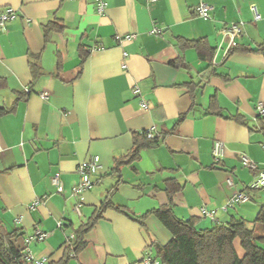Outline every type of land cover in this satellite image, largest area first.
I'll return each instance as SVG.
<instances>
[{
  "label": "crops",
  "instance_id": "crops-1",
  "mask_svg": "<svg viewBox=\"0 0 264 264\" xmlns=\"http://www.w3.org/2000/svg\"><path fill=\"white\" fill-rule=\"evenodd\" d=\"M205 1L208 19L196 12L199 0H105L102 14L96 0H0V12L10 7L17 14L0 27V106H13L0 115V220L6 230L19 229L16 246L38 260L59 259L68 233L92 216L111 187L110 200L129 215L106 209L68 264H162L156 245L170 240L169 231L153 215L144 225L130 216L166 205L168 182L181 185L173 213L198 219L197 227L255 217L264 190L221 207L256 179L242 154L264 169V117L256 111L264 103V0ZM51 22L62 28L45 35ZM232 22L242 23V34L227 54L222 29ZM130 33L134 39H118ZM198 39L203 57L182 46ZM149 128L158 143L112 171L114 160L131 150L133 134ZM215 141L224 144L218 160ZM93 155L101 168L78 214L77 165ZM55 172L60 193L51 182ZM228 176L233 187L226 186ZM35 228L48 236L26 243ZM234 245L241 255L237 239Z\"/></svg>",
  "mask_w": 264,
  "mask_h": 264
},
{
  "label": "trees",
  "instance_id": "trees-1",
  "mask_svg": "<svg viewBox=\"0 0 264 264\" xmlns=\"http://www.w3.org/2000/svg\"><path fill=\"white\" fill-rule=\"evenodd\" d=\"M61 28L62 26L51 22L44 26V32L46 35L52 29L60 30ZM203 44L204 42L198 39L185 41L182 46L193 47L203 57L202 49L205 48ZM237 47L238 45L230 49L227 54H231ZM261 49L264 50V43ZM210 52L212 54V50ZM87 54L88 52L85 51V56ZM12 109L13 106H0V115ZM182 118L184 114H181L178 120ZM157 143V137L148 138L145 130L134 133L131 150L114 160L112 171L119 172L123 164H129L137 159L142 149L153 147ZM180 189L181 185L178 183L168 182L166 193L169 202L166 205L151 209L141 216H130L134 221L144 225L145 219L153 215L169 231L170 240L164 245H156V253L162 264H264V197L253 219L232 218L224 224L200 228L196 226L198 219L183 220L173 213L171 202ZM115 190L116 187H111L92 216L86 222L72 228L73 237H67L62 256L57 260L44 261L42 264H68L69 259L75 257L84 248V234L94 226L106 209L113 208L129 215L124 207L110 200L109 196ZM259 190H264V187L248 190V192ZM64 226L70 227L71 224L67 223ZM18 236L19 229L6 230L0 220V264H32L26 258L27 248L16 246L15 239ZM236 239L242 249L241 255L234 245Z\"/></svg>",
  "mask_w": 264,
  "mask_h": 264
},
{
  "label": "built area",
  "instance_id": "built-area-1",
  "mask_svg": "<svg viewBox=\"0 0 264 264\" xmlns=\"http://www.w3.org/2000/svg\"><path fill=\"white\" fill-rule=\"evenodd\" d=\"M151 2L157 1V0H149ZM106 9V2L105 0H96V10L99 14H102ZM210 5L205 1V0H199L198 6L196 7V12L197 14L204 18L208 19L210 18ZM250 9L253 13V19L256 21L260 18V15L256 9V6L254 4L250 5ZM17 16L16 12L10 8V7H5L1 12H0V27L4 29L5 23L9 20L14 19ZM155 32V31H153ZM242 34V23L241 22H232L227 24L223 29H222V35L225 39H227V44L226 47L224 48V53H227L230 49L235 47L238 42L237 39L241 36ZM135 35L133 33L124 35L123 37H118L120 41H130L134 39ZM99 48V47H94V49ZM91 50V49H90ZM26 92H29L28 89H25ZM135 93H138V89L134 91ZM41 97L43 99L47 98L46 93H41ZM141 106L143 108H147L146 103L144 101H141ZM256 111H257V116L258 117H264V103L262 101H258L256 103ZM146 135L148 138L152 139L155 137V129L154 128H149L145 130ZM1 150V147H0ZM212 155L213 157L218 160L223 156L224 153V144L221 141H215L212 147ZM240 161L244 167L247 169L254 171L257 173L256 179L251 182L247 190H255L260 187H264V169L258 170L257 165L254 161H252L250 158H248L246 155H241L240 156ZM101 168L100 160L97 155H93L89 157L88 159L81 161L77 165L76 172L79 175V180L78 183L72 188V193L73 195L78 199L79 202H77L74 206L75 211L79 214L80 213V201L82 200L83 193L90 189L93 184V176H95L98 171ZM51 182L55 186L56 191L58 193L62 192V182L60 180V174L59 172H55L51 176ZM226 186L227 187H233L234 186V180L231 176H228L226 179ZM252 199L251 194L247 191H235L231 197L227 200V202L221 207L223 211H226L230 207H233L235 205L247 203ZM39 203L38 200H35L33 202V206H36ZM202 212L204 215L209 216L213 218V212L212 211H206L204 208H202ZM48 234L45 231H42L40 228H35L33 233L28 235L25 238V242L29 243L32 240H44ZM70 238L73 237V234L70 233L69 235ZM27 255L26 258L27 260H30L31 262L35 264H42L44 262V259H35L33 258L29 252L28 249H26ZM146 263H149V259H145Z\"/></svg>",
  "mask_w": 264,
  "mask_h": 264
},
{
  "label": "rangeland",
  "instance_id": "rangeland-1",
  "mask_svg": "<svg viewBox=\"0 0 264 264\" xmlns=\"http://www.w3.org/2000/svg\"><path fill=\"white\" fill-rule=\"evenodd\" d=\"M254 218V217H253ZM68 235H70V233H68Z\"/></svg>",
  "mask_w": 264,
  "mask_h": 264
}]
</instances>
